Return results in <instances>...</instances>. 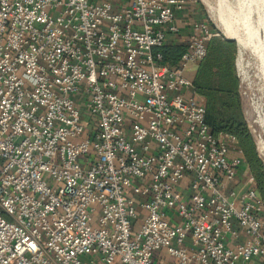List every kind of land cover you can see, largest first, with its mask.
<instances>
[{
    "label": "built area",
    "instance_id": "1",
    "mask_svg": "<svg viewBox=\"0 0 264 264\" xmlns=\"http://www.w3.org/2000/svg\"><path fill=\"white\" fill-rule=\"evenodd\" d=\"M188 0H0V264H264L230 133L156 49Z\"/></svg>",
    "mask_w": 264,
    "mask_h": 264
},
{
    "label": "rangeland",
    "instance_id": "2",
    "mask_svg": "<svg viewBox=\"0 0 264 264\" xmlns=\"http://www.w3.org/2000/svg\"><path fill=\"white\" fill-rule=\"evenodd\" d=\"M210 1L216 6L217 3L224 6L225 15L233 21L234 25L238 26L241 11L236 9L230 12L226 7L228 4L234 5L232 0ZM187 8L189 10L186 12L187 16H185L184 23L187 26V33L190 38L194 33L193 26L195 24L207 26L210 33H212L207 43V46H209L208 53L188 68V76L192 78V81L201 76L202 81L209 84L212 88L218 83L226 87L229 79L236 77L240 109L264 168V133L257 122L255 110V105L258 104L264 111V77L260 74V62L251 51L241 49L236 41H231L225 36L216 16L211 13L203 0H188ZM239 57L242 59L239 61L240 64H238ZM202 69L205 70V75ZM198 95L205 103V97L200 93ZM222 133L224 132H220L217 135ZM245 173H250V167L246 161L242 169V174Z\"/></svg>",
    "mask_w": 264,
    "mask_h": 264
},
{
    "label": "trees",
    "instance_id": "3",
    "mask_svg": "<svg viewBox=\"0 0 264 264\" xmlns=\"http://www.w3.org/2000/svg\"><path fill=\"white\" fill-rule=\"evenodd\" d=\"M187 48L188 45L185 43L168 40L156 50L162 56L161 64L174 68ZM202 71L205 75V70L202 69ZM235 79L236 77H231L226 87L218 83L212 88L202 81L201 76H198L192 83L195 92L202 94L206 99L204 103L205 121L211 131L214 134L230 133L236 137V145L242 151L244 162L249 164L250 173L255 180V188L264 205V168L240 109L237 79Z\"/></svg>",
    "mask_w": 264,
    "mask_h": 264
},
{
    "label": "bare ground",
    "instance_id": "4",
    "mask_svg": "<svg viewBox=\"0 0 264 264\" xmlns=\"http://www.w3.org/2000/svg\"><path fill=\"white\" fill-rule=\"evenodd\" d=\"M203 1L216 16L225 36L235 38L234 41L241 49H248L259 60L260 74L264 77V0H232L234 5L228 4L226 7L230 12L236 9L241 11V15L238 14L240 17L238 26L225 15L224 6L219 3L216 6L210 0ZM241 60L239 57L238 64ZM255 110L257 122L264 133V111L258 104L255 105Z\"/></svg>",
    "mask_w": 264,
    "mask_h": 264
},
{
    "label": "crops",
    "instance_id": "5",
    "mask_svg": "<svg viewBox=\"0 0 264 264\" xmlns=\"http://www.w3.org/2000/svg\"><path fill=\"white\" fill-rule=\"evenodd\" d=\"M188 8L186 6V9L184 10H181L179 12H177V23L180 27V31L177 35L169 38V41H175L177 43H185V44H188L189 41H190V36L189 34L187 33L188 29H187V26L185 25V16H187L186 12H188ZM189 36V38H188ZM193 63H190L188 64V66L186 67L185 69V75L192 80V78L190 76H188V73H187V70L188 68L192 65Z\"/></svg>",
    "mask_w": 264,
    "mask_h": 264
},
{
    "label": "water",
    "instance_id": "6",
    "mask_svg": "<svg viewBox=\"0 0 264 264\" xmlns=\"http://www.w3.org/2000/svg\"><path fill=\"white\" fill-rule=\"evenodd\" d=\"M228 39L235 40V38H228Z\"/></svg>",
    "mask_w": 264,
    "mask_h": 264
}]
</instances>
